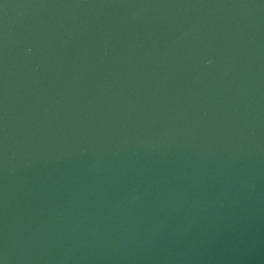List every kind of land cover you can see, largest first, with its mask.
Instances as JSON below:
<instances>
[{
    "label": "water",
    "instance_id": "95a60500",
    "mask_svg": "<svg viewBox=\"0 0 264 264\" xmlns=\"http://www.w3.org/2000/svg\"><path fill=\"white\" fill-rule=\"evenodd\" d=\"M0 264H264V0H0Z\"/></svg>",
    "mask_w": 264,
    "mask_h": 264
}]
</instances>
